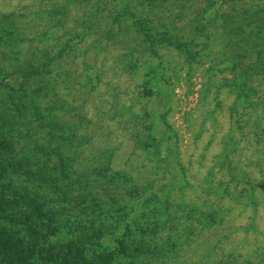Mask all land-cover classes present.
<instances>
[{"label": "rangeland", "instance_id": "rangeland-1", "mask_svg": "<svg viewBox=\"0 0 264 264\" xmlns=\"http://www.w3.org/2000/svg\"><path fill=\"white\" fill-rule=\"evenodd\" d=\"M0 10L22 14L32 50L52 59L47 77L11 76L14 97L80 128L61 149L82 167L109 165L127 175L118 190L140 189L119 202L135 222L127 230L120 217L110 248L125 231L160 252L132 264H264V63L253 62L264 0H0ZM137 18L177 43H150Z\"/></svg>", "mask_w": 264, "mask_h": 264}, {"label": "trees", "instance_id": "trees-1", "mask_svg": "<svg viewBox=\"0 0 264 264\" xmlns=\"http://www.w3.org/2000/svg\"><path fill=\"white\" fill-rule=\"evenodd\" d=\"M20 15L0 10V264H132L159 256L157 242L129 240L125 231L117 235L119 251L104 241L122 215L121 226L133 227L129 204L119 202L140 189L118 190L127 175L109 165L82 167L81 158L61 149L74 144L80 128L51 114L46 101L14 97L22 89L10 84L11 76L47 77L52 61L49 52L37 57L32 50ZM135 25L150 43H177L155 34L142 18ZM253 57L254 67L264 63V44Z\"/></svg>", "mask_w": 264, "mask_h": 264}]
</instances>
